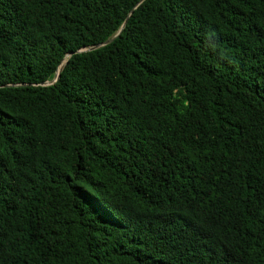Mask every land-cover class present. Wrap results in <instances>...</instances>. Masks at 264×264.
Here are the masks:
<instances>
[{
  "label": "trees",
  "instance_id": "obj_1",
  "mask_svg": "<svg viewBox=\"0 0 264 264\" xmlns=\"http://www.w3.org/2000/svg\"><path fill=\"white\" fill-rule=\"evenodd\" d=\"M0 264H264V0H0Z\"/></svg>",
  "mask_w": 264,
  "mask_h": 264
},
{
  "label": "water",
  "instance_id": "obj_2",
  "mask_svg": "<svg viewBox=\"0 0 264 264\" xmlns=\"http://www.w3.org/2000/svg\"><path fill=\"white\" fill-rule=\"evenodd\" d=\"M112 39H109L107 40L106 42H104L102 45H105V44H108L109 42H111ZM96 47H99V46H96ZM61 69H62V66L59 68V70L57 71V74H56V77L55 79L53 80V82H55L57 80V78L59 77V73L61 72Z\"/></svg>",
  "mask_w": 264,
  "mask_h": 264
}]
</instances>
